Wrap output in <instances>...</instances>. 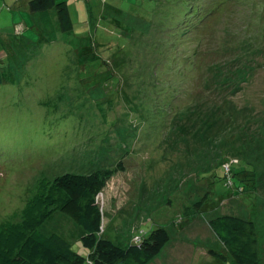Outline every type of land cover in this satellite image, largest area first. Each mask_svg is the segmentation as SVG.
Returning a JSON list of instances; mask_svg holds the SVG:
<instances>
[{"label":"rangeland","instance_id":"374dc122","mask_svg":"<svg viewBox=\"0 0 264 264\" xmlns=\"http://www.w3.org/2000/svg\"><path fill=\"white\" fill-rule=\"evenodd\" d=\"M25 1L0 0V223L41 177L122 161L97 193L105 238L125 246L164 226L152 264H233L202 248L227 252L209 220L234 214L256 222L264 264V0H195L185 32L191 0H66L70 31ZM228 159L255 167V193L229 184ZM41 230L90 253L62 211Z\"/></svg>","mask_w":264,"mask_h":264},{"label":"trees","instance_id":"16d2710c","mask_svg":"<svg viewBox=\"0 0 264 264\" xmlns=\"http://www.w3.org/2000/svg\"><path fill=\"white\" fill-rule=\"evenodd\" d=\"M191 0L190 8L183 15V31L188 23L185 21L191 15L195 18L200 11ZM192 2V3H191ZM32 12H46L55 9L62 31L73 29V21L66 0H29ZM187 18V19H184ZM203 16L199 18L201 21ZM185 23V24H184ZM188 29V28H187ZM177 29L174 35L177 36ZM171 65H178L175 61ZM183 71V62L179 63ZM176 68V66H175ZM175 78L180 77L177 71ZM4 81L0 59V84ZM230 171L225 167L227 175L235 177L236 190L244 196L255 193L257 170L249 162L241 159L230 160ZM236 162V165L232 164ZM122 161L115 170L99 169L91 174L67 173L54 179L41 177L34 185L25 206L20 212H15L9 219L0 223V264H149L170 242L171 235L167 227L159 226L142 241L132 242L125 246L116 244L102 235V207L97 199V193L113 175L123 168ZM235 193L236 195H239ZM185 207L183 218H194L204 211L206 199ZM246 199V198H245ZM247 200V199H246ZM245 201V200H244ZM62 211L72 217L84 230L81 240L90 253L83 255L75 250L72 244L58 233L46 234L41 226L54 213ZM209 225L223 243L226 253L207 249L208 253L221 261L231 260L233 264H261L259 234L257 224L234 214L217 215L209 220Z\"/></svg>","mask_w":264,"mask_h":264},{"label":"crops","instance_id":"0c3cea01","mask_svg":"<svg viewBox=\"0 0 264 264\" xmlns=\"http://www.w3.org/2000/svg\"><path fill=\"white\" fill-rule=\"evenodd\" d=\"M22 0H18V3H20ZM28 2H29V0H27V1H25V2H23V5H24V3L26 4V6H25V8L26 9H29V4H28ZM32 12V11H31ZM38 13V12H37ZM40 14V13H39ZM16 24V26H17V30L18 31H21V29H23L24 28V25L22 24V23H15ZM184 228H187L188 229V227H184ZM187 229H185V230H187ZM171 241V240H170ZM181 242L183 243V244H185V245H188V242L187 241H185V240H181ZM167 247V245L164 247V248H166ZM186 248H188V247H186ZM176 252V250H174V249H170L169 251H168V253H169V255L171 256L173 253H175ZM183 252H186V251H183ZM182 253V252H181ZM202 254H204V255H208V256H210L211 258L213 257V256H211L209 253H208V251H207V249H206V247H203L202 248ZM160 256V254L157 256V257H155V259L153 260V261H155V260H157V259H159L158 257ZM185 256H186V254H185ZM213 259V258H212ZM153 261L152 262H150L149 264H152L153 263ZM211 262V261H210ZM205 263H207V261H204L203 262V264H205ZM209 264V263H208Z\"/></svg>","mask_w":264,"mask_h":264},{"label":"built area","instance_id":"2783aa9c","mask_svg":"<svg viewBox=\"0 0 264 264\" xmlns=\"http://www.w3.org/2000/svg\"><path fill=\"white\" fill-rule=\"evenodd\" d=\"M226 167V166H225ZM227 168V170H228V166L226 167Z\"/></svg>","mask_w":264,"mask_h":264}]
</instances>
